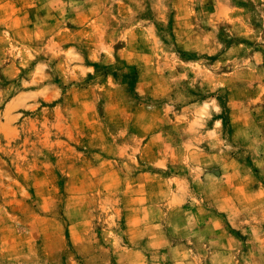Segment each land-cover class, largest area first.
I'll return each mask as SVG.
<instances>
[{
	"label": "rangeland",
	"instance_id": "rangeland-1",
	"mask_svg": "<svg viewBox=\"0 0 264 264\" xmlns=\"http://www.w3.org/2000/svg\"><path fill=\"white\" fill-rule=\"evenodd\" d=\"M51 5L59 43L28 0L26 27L7 23L0 46V264H138L115 256L132 248L136 203L160 224L145 264H264V159L234 142L229 112L230 96L264 106V0ZM114 166L150 172L154 191L121 192L124 178L103 192ZM189 203L218 207L219 242L198 234L203 255L186 258L169 233L196 232L178 223Z\"/></svg>",
	"mask_w": 264,
	"mask_h": 264
},
{
	"label": "crops",
	"instance_id": "crops-1",
	"mask_svg": "<svg viewBox=\"0 0 264 264\" xmlns=\"http://www.w3.org/2000/svg\"><path fill=\"white\" fill-rule=\"evenodd\" d=\"M27 1L28 0H0V19H2V24L0 25V43L4 46L10 43L9 37L5 36L6 32H11L14 34L12 30L7 28V25L12 22H17L19 26V30L26 27L25 25L27 19ZM53 1L56 0H41L40 12L43 14L44 26L48 29L51 38L49 39V43L52 40L55 42L60 41V34H69L63 30L64 25H59L58 23V12H55L54 9L47 10L46 7L50 6ZM59 2V0H58ZM32 6V5H31ZM53 6V5H51ZM50 21V22H49ZM8 23V24H7ZM9 24V25H10ZM66 25V28L71 29L70 25ZM52 26H54L52 28ZM52 28V29H51ZM17 32V30H15ZM14 40L19 41L18 38L14 37ZM57 40V41H56ZM59 43V42H57ZM22 58L19 61L18 59H13L12 61L8 60L4 64H8L10 66L22 65ZM257 96H246L244 95L243 99H240L241 104L237 101H232L231 96L229 98V108H230V124L232 128V137L234 142H237L239 145L251 150L254 154L253 160L259 161L262 158L264 159V150L261 149V143L264 145V106L258 104ZM255 102L256 104L252 105L251 103ZM250 104V105H248ZM216 155L212 154L211 156ZM105 161L112 162V159L108 158L107 155L104 156ZM121 162L120 159L115 160V162ZM107 164V163H106ZM111 166V164L106 165ZM113 170L105 171L104 175L100 176V179L104 178L106 190L103 192H115L119 187L126 186L123 182L124 178L131 179V182L127 185V190L121 191L124 193H142V192H151L154 191L155 181L152 180L154 177L150 172H142V173H124L123 170H119L121 168H117L118 166H114ZM114 178V179H112ZM177 182L182 184H187L182 177H178ZM102 181V180H100ZM143 181L145 184H142ZM138 188H145L144 190ZM153 205L150 203H136L133 205H129L128 208L125 209L126 215V224L129 227L133 237H130L128 242L131 243V250L128 251H120V253H115V256L119 255H131L132 257H138L141 261L138 264H145L144 257H152V248H150L149 244L151 243L150 239L152 237V233L156 232L155 227H159V222H155V219L152 217L154 215V210L152 209ZM216 208L218 207H207L203 203H189L184 204L179 208V214L181 216L178 219V223L180 225H193L195 226L196 232H187L186 228L181 227L176 233H169L171 237L178 236L179 237V247L184 250V257H196L202 256L198 249L190 248L191 243H197L198 234L208 233L210 234L211 243L219 242V219L218 213L216 212ZM190 210H198L200 212L196 213L195 217H189L191 212ZM172 218L164 219L166 224H171ZM159 231V230H158ZM85 240V239H84ZM213 241V242H212ZM158 251L154 249V252ZM103 252V253H102ZM212 253L210 256L216 255L215 249H212ZM101 254L105 255V251H96L89 255L90 257H97ZM181 256V254L179 255Z\"/></svg>",
	"mask_w": 264,
	"mask_h": 264
}]
</instances>
